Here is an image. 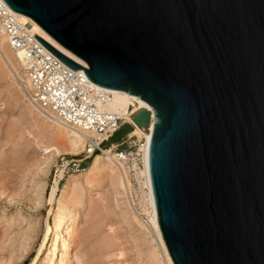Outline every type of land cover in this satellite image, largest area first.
Returning a JSON list of instances; mask_svg holds the SVG:
<instances>
[{
    "label": "water",
    "instance_id": "95a60500",
    "mask_svg": "<svg viewBox=\"0 0 264 264\" xmlns=\"http://www.w3.org/2000/svg\"><path fill=\"white\" fill-rule=\"evenodd\" d=\"M92 82L140 99L174 264H264V0H4ZM132 131L122 124L117 142Z\"/></svg>",
    "mask_w": 264,
    "mask_h": 264
},
{
    "label": "rangeland",
    "instance_id": "374dc122",
    "mask_svg": "<svg viewBox=\"0 0 264 264\" xmlns=\"http://www.w3.org/2000/svg\"><path fill=\"white\" fill-rule=\"evenodd\" d=\"M1 60L0 264H40L67 227L52 264H168L150 222L138 137L106 143L114 154L124 153L114 179L102 176L108 162L96 161L101 154L85 157L87 147L76 155L55 153L49 127L25 109V95ZM72 158H84L82 169H68ZM47 223L51 232L42 243Z\"/></svg>",
    "mask_w": 264,
    "mask_h": 264
},
{
    "label": "built area",
    "instance_id": "2783aa9c",
    "mask_svg": "<svg viewBox=\"0 0 264 264\" xmlns=\"http://www.w3.org/2000/svg\"><path fill=\"white\" fill-rule=\"evenodd\" d=\"M0 33L7 37L11 48L23 51L25 69L34 89L32 96L41 110L47 114L51 112L53 118L72 128L81 127L98 133L99 136L92 139V143H86L85 157L107 150L106 143H111L109 137L127 122V118L115 111L101 110L90 98L92 88L86 86L87 82L83 81L82 73L62 63L45 48L34 37L31 24L22 22L4 0H0ZM99 94L100 92L95 95ZM132 135L135 134L130 132L126 136ZM138 139L140 145H143L145 138ZM123 141L124 137L119 142ZM116 154L124 155L122 150ZM83 160L84 158H72L65 163L68 169L80 170Z\"/></svg>",
    "mask_w": 264,
    "mask_h": 264
},
{
    "label": "bare ground",
    "instance_id": "6f19581e",
    "mask_svg": "<svg viewBox=\"0 0 264 264\" xmlns=\"http://www.w3.org/2000/svg\"><path fill=\"white\" fill-rule=\"evenodd\" d=\"M16 14L22 22H29L31 24V31L33 33L47 40L51 45H53L55 48H57L58 50H60L61 52L69 56L70 58L85 65L82 60H80L79 58L71 54L65 48L60 46L55 40H53L48 34H46L44 30L36 22H34L31 18H29L28 16L22 13H16ZM23 54H24L23 51L11 48V46L8 43L7 37L3 35L2 33H0V59H2L1 61H3V65L5 69L10 73V75L15 80V82L17 81V83L20 85L19 88L23 91L25 95L24 97L26 98V101L28 103V104L26 103L27 106H25V109L31 115L32 113L37 115L38 118L41 119L40 121L44 122V126L49 127L50 135L52 137V140L54 141V144L51 147H53V150L55 151V153L60 154L63 152L66 154H75V155L79 154L80 152L85 150L87 142L92 143L93 142L92 139L97 138L99 136L98 133L95 130L81 129V127H77L76 129L72 128L68 126L67 124L63 123L62 121L56 118H53L51 112H48L50 114L49 115L41 110L39 104L37 103V101L33 99V96H32V92L34 89L30 81V78L27 74V70L25 69L26 62H25ZM17 66L19 68L21 67L20 71L23 70L21 73L18 71L19 68H17ZM81 76L83 77V81L87 82L86 86L87 87L91 86L92 91L89 93V96L92 100H94V103L101 110L115 111L119 115L125 116L127 118V122L125 123H128L132 126L131 133L137 136L139 135L138 137L145 138L144 144L140 145L139 149L141 148L142 153H143V159H142L143 160V171L141 172V174L145 178L144 184L147 189L146 195H147V202L150 208V222H151L152 227L155 230L156 238L159 241L160 246L165 254L167 263L174 264L167 250L166 244L164 242V239L162 237V234L159 228L158 217L156 214V207H155V202L153 198L152 187H151V182H150V177H149V172H148L147 146H148V141L151 136V127L150 125H148L147 127H139L133 121L134 112L140 109L141 106L146 107V104L140 99L130 100L126 92L104 88L92 82L91 80H88L83 74ZM99 92L100 94L98 96H101V97H98L95 95V94H98ZM120 156L123 157L124 155L114 154L111 151V149L101 153V156H97V159H96L97 162L98 161L108 162V164L106 166H103L101 170L102 176H106L108 178H113V179L116 178L117 172L122 171L121 164L119 163V160H118ZM96 167L97 165L95 162L92 165V167L88 170V172L85 174V177L87 179L86 182L90 179V176L95 171ZM88 182L91 183L92 181L89 180ZM120 183L122 184V182ZM91 185L93 184H90V188L92 187ZM56 189H57V182H55V186L53 187L52 193L50 194L49 203H51L54 200V193ZM66 217L67 215L65 214V218ZM50 226L51 225L47 223L45 231L43 233L42 243H45L47 237L49 236L51 232L52 226L51 227ZM67 228L59 229L60 230L59 234L55 235L53 239L51 240L52 243L50 245V248L48 247L49 251H47L48 253L46 254L45 258L41 260L40 264H52L53 263L52 260L54 259L55 251L59 244L60 239L64 237L63 235L68 234ZM62 242H64V240H62Z\"/></svg>",
    "mask_w": 264,
    "mask_h": 264
}]
</instances>
